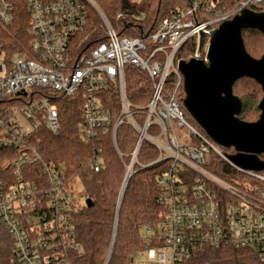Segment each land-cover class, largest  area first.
Segmentation results:
<instances>
[{"label": "built area", "instance_id": "1", "mask_svg": "<svg viewBox=\"0 0 264 264\" xmlns=\"http://www.w3.org/2000/svg\"><path fill=\"white\" fill-rule=\"evenodd\" d=\"M20 1L28 28L23 41L15 40L17 49L7 53L3 36L17 7L16 0H0V102L14 104L8 113L0 112V150L14 151L0 165V227L14 243L15 264H73L71 254L81 251L70 219L78 205L74 188L52 164L42 165L44 180L31 181L23 172L41 161L27 143L34 132L43 126L60 136L54 103L63 100L81 104L84 140L110 136L125 160L121 191L142 146L155 154L150 165H160L156 187L163 214L155 227L144 230L153 246L137 253L143 264H183L194 252L221 245L252 249L264 261V171L234 165L229 160L234 152L226 154L197 126L179 101L183 76L178 68L181 61L188 62L183 58L190 39H195V49L189 61L207 65L212 32L243 11L262 8L264 0L241 1L229 12L212 5L202 10L195 3L143 37L120 35L102 0ZM92 18L100 27L96 39H90ZM129 71L144 80L136 102L129 96ZM174 123L188 130L189 144L179 142ZM122 126L135 137L124 156L116 145ZM212 158L229 172L219 170Z\"/></svg>", "mask_w": 264, "mask_h": 264}, {"label": "trees", "instance_id": "2", "mask_svg": "<svg viewBox=\"0 0 264 264\" xmlns=\"http://www.w3.org/2000/svg\"><path fill=\"white\" fill-rule=\"evenodd\" d=\"M241 1L244 0H102L101 6L120 35L143 37L152 32L161 20L185 12L195 3L202 10L212 5L227 12ZM16 7L9 33L3 36L7 53L17 49L16 41L24 40L28 28L24 2L16 0ZM250 10L260 12L264 6ZM118 13L122 17L116 19ZM209 18L205 16V19ZM90 32V39L100 35L95 18L91 19ZM241 37L246 53L253 59H260L264 54V36L256 30L245 29ZM205 43L206 38L202 37L201 46ZM194 49L195 39H190L183 59L189 61ZM143 82L135 71L128 72V91L132 101L136 102L137 95L142 91L138 88L143 86ZM232 92L242 106L237 118L246 123L256 122L260 116L258 105L263 97L261 87L254 80L243 78L234 83ZM183 99L181 88L179 101ZM13 105L10 100L0 102V112L8 113ZM54 106L59 111L61 134L53 137L42 126L28 138L27 143L40 155L41 161L24 167V174L34 182L44 180L42 165L52 164L61 171L71 188L79 184L85 200H90L91 207L78 204L70 214L77 242L81 245L80 252L71 254L73 264H134L139 251L153 246V241L144 233L145 228L155 227L163 214L156 187L160 165H150L155 159L152 148L142 146L133 174L121 191L125 160L123 162L118 157L110 136L90 141L82 138L79 133L82 106L78 100L57 101ZM134 139L128 127L118 129L116 145L121 155L131 152ZM9 156H14V151L0 150V165ZM259 159L264 162V154ZM212 163L219 170L223 168V171L229 172L228 166L215 158H212ZM94 164L98 170H95ZM14 250L13 241L0 227V264H15ZM183 264H264V261L252 249L221 245L196 251Z\"/></svg>", "mask_w": 264, "mask_h": 264}, {"label": "water", "instance_id": "3", "mask_svg": "<svg viewBox=\"0 0 264 264\" xmlns=\"http://www.w3.org/2000/svg\"><path fill=\"white\" fill-rule=\"evenodd\" d=\"M245 29L264 36V10H246L219 25L208 41L207 65L196 59L179 63L183 76L182 105L208 139L234 152L229 156L234 165L262 172L264 162L259 156L264 154V54L253 59L246 53L241 37ZM243 78L254 80L263 92L258 105L260 116L253 123L237 118L242 106L232 88ZM85 205L92 206L89 199Z\"/></svg>", "mask_w": 264, "mask_h": 264}, {"label": "rangeland", "instance_id": "4", "mask_svg": "<svg viewBox=\"0 0 264 264\" xmlns=\"http://www.w3.org/2000/svg\"><path fill=\"white\" fill-rule=\"evenodd\" d=\"M135 2H140V0H134ZM229 12V11H227ZM174 126V130H175V134L179 140V142L181 144H189L190 143V136H189V132L186 128H179L175 125V123L173 124ZM219 149L223 150L226 154L229 155V151L225 150L221 147L218 146ZM75 190V195H74V200L80 205V206H84L85 204V198L83 197V193H82V188L79 184H77L74 188ZM134 264H143L138 258H135L134 260Z\"/></svg>", "mask_w": 264, "mask_h": 264}]
</instances>
